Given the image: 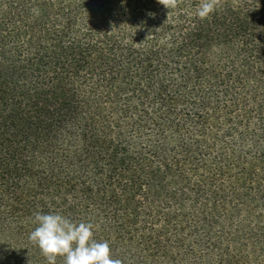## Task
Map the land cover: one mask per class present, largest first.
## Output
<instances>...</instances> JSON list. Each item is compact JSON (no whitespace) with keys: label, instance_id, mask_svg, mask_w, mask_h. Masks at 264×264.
Masks as SVG:
<instances>
[{"label":"trees","instance_id":"trees-1","mask_svg":"<svg viewBox=\"0 0 264 264\" xmlns=\"http://www.w3.org/2000/svg\"><path fill=\"white\" fill-rule=\"evenodd\" d=\"M199 4L0 0V264H47L36 211L121 264H264V0Z\"/></svg>","mask_w":264,"mask_h":264},{"label":"clouds","instance_id":"clouds-1","mask_svg":"<svg viewBox=\"0 0 264 264\" xmlns=\"http://www.w3.org/2000/svg\"><path fill=\"white\" fill-rule=\"evenodd\" d=\"M166 8L175 7L176 0H158ZM219 0H200L195 16L201 20L218 7ZM32 223L36 226L28 234L44 256L47 264H56V257L63 258V264H121L111 257L107 241L93 239L94 227L90 222L73 221L58 213L33 214Z\"/></svg>","mask_w":264,"mask_h":264}]
</instances>
